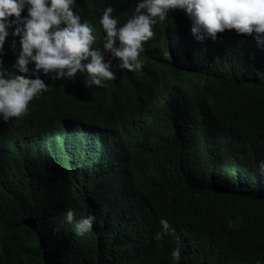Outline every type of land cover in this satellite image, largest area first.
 Masks as SVG:
<instances>
[{
    "label": "trees",
    "instance_id": "trees-1",
    "mask_svg": "<svg viewBox=\"0 0 264 264\" xmlns=\"http://www.w3.org/2000/svg\"><path fill=\"white\" fill-rule=\"evenodd\" d=\"M136 3L72 7L102 48L103 9L119 26ZM190 24L170 10L144 43L141 70L112 59L116 79L104 88L86 87L79 73H37L48 90L24 117L0 120V264H264V45L234 30L197 41ZM11 31L0 67L34 78L33 64L25 74L13 68ZM174 111L187 142L168 121ZM63 123L74 128L67 140ZM88 215L92 228L78 235L74 223Z\"/></svg>",
    "mask_w": 264,
    "mask_h": 264
},
{
    "label": "clouds",
    "instance_id": "clouds-1",
    "mask_svg": "<svg viewBox=\"0 0 264 264\" xmlns=\"http://www.w3.org/2000/svg\"><path fill=\"white\" fill-rule=\"evenodd\" d=\"M74 4L75 0H0V56L12 30L11 34L19 37L20 46L13 68L25 74L29 72L27 66L34 65V78L0 67V120L8 122L10 118L24 117L29 102L48 90L37 73L51 74L53 80H71L79 73L86 87L104 88L107 81L116 79L111 70L112 59H118L119 69L139 72L143 61L138 57L144 51V43L154 35L153 26L164 22L173 9L183 10L187 15L190 33L197 41H215L217 34L234 30L255 47L264 45V0H137L133 14L119 26L113 9L106 7L99 18L104 33L102 48L92 47L98 39L96 29L87 20L81 22L79 13L73 11ZM168 121L172 129L174 126L177 138L183 134L186 120L178 111L171 113ZM62 127L67 140L74 128L65 123ZM84 130L87 139V125ZM257 172L264 175V161L259 162ZM94 219L88 215L76 220L75 232L78 235L89 232ZM64 221L73 223L71 209L64 214ZM159 224L163 233L173 231L166 219L161 218ZM232 226L233 222L229 221L228 227ZM171 256L179 261L180 249H173Z\"/></svg>",
    "mask_w": 264,
    "mask_h": 264
},
{
    "label": "bare ground",
    "instance_id": "bare-ground-1",
    "mask_svg": "<svg viewBox=\"0 0 264 264\" xmlns=\"http://www.w3.org/2000/svg\"><path fill=\"white\" fill-rule=\"evenodd\" d=\"M188 135H189V134H188ZM190 136H191V135H189V137H190ZM181 137H182L183 141L185 142V141H186V136H185V134H182Z\"/></svg>",
    "mask_w": 264,
    "mask_h": 264
}]
</instances>
